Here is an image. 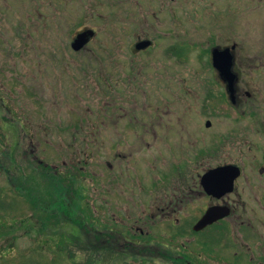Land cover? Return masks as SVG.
Instances as JSON below:
<instances>
[{
  "label": "rangeland",
  "instance_id": "obj_1",
  "mask_svg": "<svg viewBox=\"0 0 264 264\" xmlns=\"http://www.w3.org/2000/svg\"><path fill=\"white\" fill-rule=\"evenodd\" d=\"M86 28L94 37L73 51V36ZM142 34L153 38L154 46L136 54L135 37ZM170 43L189 47L181 49L187 62L174 69L162 59ZM232 43L239 58L264 54V0H0V264H74L77 258L85 263L90 251L83 245L94 235L90 214L97 215L95 229H124L122 222L133 235L139 234L137 227L149 230L155 238L150 241L158 244L153 247L170 255L190 251L194 242L205 239L212 231L196 240L173 237L167 221L155 218L153 227L152 220L146 226L136 221L135 212L144 209L141 200L155 210L174 198L173 187L162 186L153 194L144 183L156 168L165 170L182 155L167 134L173 117L185 114L186 107L187 114H201L196 55ZM110 71L112 91L107 89ZM221 109L209 112L217 116L212 128L200 124L192 135L188 147L194 155L210 145L212 136L227 134L232 123L222 116L235 112L230 106ZM158 115L161 127H156ZM127 116L139 121V132L156 128L158 135L122 139L115 156L109 146L122 137ZM224 146L230 152L234 144ZM196 163L194 170L205 166ZM74 165L82 166L81 175L66 193L63 172ZM108 179L114 180L111 191L105 187ZM242 189L249 211L250 188ZM201 195L196 190L187 195L193 216L206 203ZM229 229L239 240L241 230L236 225ZM19 230L28 231L31 240ZM109 235L103 237L107 250L98 249L96 264H173L148 252H113L111 257ZM11 242L18 247L4 245ZM66 247L74 250L66 254ZM229 250L213 254L217 260L210 263L232 264L218 259Z\"/></svg>",
  "mask_w": 264,
  "mask_h": 264
},
{
  "label": "flooded vegetation",
  "instance_id": "obj_2",
  "mask_svg": "<svg viewBox=\"0 0 264 264\" xmlns=\"http://www.w3.org/2000/svg\"><path fill=\"white\" fill-rule=\"evenodd\" d=\"M168 30L169 33L174 32L172 28ZM84 31L92 32L90 39L94 37V31L86 28L76 32L73 39L78 33ZM143 41H147L149 44L145 48L136 49L135 45ZM154 42L155 40L153 38L145 34L136 35L133 50L136 54L145 52L154 46ZM232 46H234L233 49H231ZM214 47H219L221 49L227 47L230 50L231 66L229 72L233 79L231 84L224 77H221L219 71L212 65L211 50ZM182 48L186 51L189 47L170 43L164 50L162 59L168 60L172 69L175 68L176 63L182 64L187 62L188 55L184 54L185 51H182ZM256 53L259 52H254L255 55L253 56L249 54L244 58H239L237 45L232 43L231 45L224 46L213 45L206 51H201L196 55L198 66L194 68V71L197 72L195 74H198V81L202 84L200 85L202 89H200L201 94L199 96L201 114L200 116L187 114L186 112L189 110V107L188 109L186 107L187 111L185 110V114L173 117L169 127V130H172L167 132V134L172 135L174 140L172 144L175 146L173 148L179 147L182 155L172 158L167 165V169L160 170L156 168L154 174L148 177L147 181L149 182L147 183L144 181V175L140 173L143 182H145L144 184L150 185L153 188L151 193L154 194V192H158L162 186H168V188L173 187L172 195L175 196L166 203L157 204L155 210L148 209L145 200L139 201V203L143 204L145 207L143 210H137L135 212L136 221L142 219L147 226L148 220H152V225H149L152 227L158 222H155V218H159L160 222L167 221L169 227L168 232L173 237H189L196 240L195 236L203 234L207 230L217 233L220 230L224 232V239L218 244L213 243L206 245L204 242L207 238L203 239L205 241L198 239L197 242L191 245L192 249L190 251L170 255L167 252L160 251L159 248L153 247L157 243L154 244L150 241L155 238L153 236L152 238L149 237V230L144 233L143 229L137 227L136 229L139 230V234L133 235L129 232L130 228L128 225H124L122 222H120V224L123 225L124 229L121 227L116 231L108 230L107 228L102 230L95 229L97 215L90 214L88 217V220L91 221H89V230L92 229L94 235L93 241H91V239L88 244L83 245L85 251H90V257L82 264H96L97 260L101 259L97 257V252H99L98 249L103 247L107 250L105 246L106 241L104 242L103 238L105 234H110L109 236L113 242H109V245H111V254L109 253L111 257L113 252H119V254L123 256L125 252L137 251V253H140L142 256L146 252L160 256L163 254L162 257L173 264L176 262V258L184 255L191 257L194 262H200V264H212L209 259H211L213 254L218 253V251L220 254L230 249L224 256L218 257V259H223L224 262L227 261L232 264H264V61L262 60V58L264 59V54ZM203 72L207 75L204 76ZM138 73L137 71L136 74ZM127 75L131 76V73ZM133 77L136 78L135 76ZM106 79H108L107 89L112 91L113 80L111 71L107 74ZM226 106H230L235 112V114L232 115L222 116L229 119L232 123L228 128L227 134L221 132L216 136H212L210 145L206 148L197 150L194 155L192 149L188 147V145L190 146L192 144V135L197 133L200 124L201 127L203 126L206 129L212 128L213 118L217 116L209 115V112L217 109L219 111L221 110L223 113L224 109L221 108ZM127 118H129V116H127ZM132 118L133 119L129 118L126 120L122 125L124 132H119L122 137L119 136L117 137V139H119L118 141L116 140V142L112 141L110 143L109 147L111 151H113L112 153H115V156L117 153V146L122 142V139L130 138L132 135H139V133L140 137L143 139L145 133L149 136H154V138L158 135V130H155L156 128L152 132H139L141 131L139 130L141 125L134 116H132ZM156 118V122L159 124L161 123L160 125L156 124V127H161V125H163L161 116L158 115ZM196 119H201V121L198 122ZM194 122L196 123L195 125L193 124ZM164 127L167 128V124H165ZM134 128L137 130L132 131ZM129 130L132 132L129 133ZM74 138H76V136H74ZM196 138L198 137L196 136ZM225 142L234 144L233 147H230V152H226L224 146ZM118 153L120 154V152ZM204 159H206L205 163H200L204 161ZM193 160L197 162L196 164L205 166L201 169L194 170ZM78 161L79 159L77 162ZM226 165L236 167L238 170V174L233 180L231 191L219 196L208 193L201 182V177L212 169ZM107 166L112 168L113 165L108 162ZM71 169L72 170L68 169L67 172H63V174L67 175V178L68 176L69 178H73L72 180L66 178L63 181L66 193H71V191H73L74 183L79 179V175H81L82 166L74 165ZM54 172L58 171L55 170ZM108 181V186L105 187L111 191V188L115 187L112 183L114 180L108 179ZM243 187L250 188L251 206L249 211L246 210L247 201L242 197L241 191ZM192 190L200 192L202 194L201 196L206 199V203H202L199 208H196L197 214L195 216H193V207L187 197ZM175 191L179 194L176 195ZM158 202L161 203L160 200ZM214 206H226L229 209V214L207 225L201 230L194 231L193 225L209 207ZM123 214L124 213H122V215ZM65 217L64 215L63 218ZM232 225H236L238 230H241L239 232L240 239L236 242L230 234L229 226ZM256 226H260L263 230H258ZM76 228L79 227L76 225ZM192 231L195 232V234H191ZM20 232L30 238V233H28V231H26V233L23 231ZM144 237H148V239ZM224 240H226V242ZM187 242L189 241L187 240L186 243ZM32 243L33 242L30 241L23 249L27 248L28 245ZM4 245L14 248L18 247V244L12 242ZM74 246L77 247L78 245L75 244ZM150 246H152L151 249ZM185 246L188 245L185 244ZM185 246L183 245L181 247L186 248ZM70 250L74 249H72V247L62 249L66 254H68ZM203 254L204 258L202 257ZM80 263L81 262L77 258L74 264Z\"/></svg>",
  "mask_w": 264,
  "mask_h": 264
},
{
  "label": "water",
  "instance_id": "obj_3",
  "mask_svg": "<svg viewBox=\"0 0 264 264\" xmlns=\"http://www.w3.org/2000/svg\"><path fill=\"white\" fill-rule=\"evenodd\" d=\"M92 36L91 31L78 33L71 42L74 51L81 50ZM149 43L143 41L135 45L136 49L145 48ZM234 46L231 47L233 49ZM212 65L219 71L220 76L224 77L231 84L232 76L229 72L231 66V54L229 48L214 47L211 50ZM223 78V79H224ZM231 87V86H230ZM229 88V86H228ZM238 174L236 167L226 165L210 170L201 177V182L208 193L219 196L231 191L233 180ZM229 209L226 206L209 207L198 221L193 225V230L198 231L207 225L226 217Z\"/></svg>",
  "mask_w": 264,
  "mask_h": 264
},
{
  "label": "trees",
  "instance_id": "obj_4",
  "mask_svg": "<svg viewBox=\"0 0 264 264\" xmlns=\"http://www.w3.org/2000/svg\"><path fill=\"white\" fill-rule=\"evenodd\" d=\"M0 130L3 131V128L1 125H0ZM0 146H1V144H0ZM191 234H195V232L192 231ZM206 238H207L206 241L203 240V241H205L204 242L205 245L206 244H213V243L218 244L219 242H221L224 239V232L220 231V230L218 231V233L215 231H212L211 233L208 234V236ZM162 256H163V254H162ZM174 264H200V262H198V261L194 262L191 257L184 255L182 257L176 258V262H174Z\"/></svg>",
  "mask_w": 264,
  "mask_h": 264
}]
</instances>
